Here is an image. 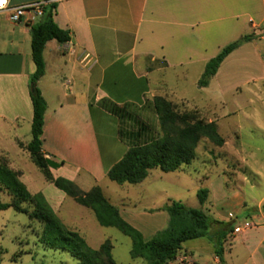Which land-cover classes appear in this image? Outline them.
<instances>
[{"label":"crops","instance_id":"1","mask_svg":"<svg viewBox=\"0 0 264 264\" xmlns=\"http://www.w3.org/2000/svg\"><path fill=\"white\" fill-rule=\"evenodd\" d=\"M36 1L40 0H9V3L17 6ZM48 1L56 3L54 19L61 28L71 32V40L67 43L51 40L44 51L46 72L38 84L47 102L43 153L59 164L51 167L54 178H67L85 192L99 186L110 203L103 184L109 179V170L133 144L120 134V120L117 117L118 123L113 122L115 115L103 102L140 106L149 98L153 102L155 90L151 78L156 70L194 67L200 79L208 61L223 47L252 33L257 38L234 50L212 79L234 81L231 87L235 91H242V84L264 80V0ZM31 29V25L12 22L8 12H0V122L16 129L23 125L32 127L33 123L30 91L35 65ZM156 61L164 66L154 68ZM243 71L246 75H239ZM17 142L28 150L30 142L24 138H17ZM0 159H5L21 180L24 172L6 155L0 154ZM47 182L41 190L32 180H28V185L23 183L31 194L41 192L68 228L78 231L87 243L86 235L89 241L98 243L95 249L110 240L98 238L97 229L88 231V207L77 206L79 203L74 198ZM223 190L224 197L229 199L227 189ZM69 199L75 200L77 214L67 206ZM242 202L245 201L242 199L240 206ZM263 202L264 197L258 206L244 208L252 211L249 217H239L223 208L215 214L207 208L209 200L201 205L215 221L233 223L234 229L250 223L242 232L233 230L223 240L226 264H264ZM112 204L145 240L168 226L170 216L165 206L142 205L138 200L131 204L124 200ZM75 214L79 221L77 217L73 219ZM220 230L223 225L214 222L211 234L216 235ZM135 259L143 261L139 264L147 263L142 258ZM169 264L222 262L214 244L207 238H198L185 242Z\"/></svg>","mask_w":264,"mask_h":264},{"label":"rangeland","instance_id":"2","mask_svg":"<svg viewBox=\"0 0 264 264\" xmlns=\"http://www.w3.org/2000/svg\"><path fill=\"white\" fill-rule=\"evenodd\" d=\"M153 66L157 69L164 65L156 61ZM196 72L194 67L156 70L151 78L155 96H163L171 101L174 109L189 119L216 122L226 140L225 144L216 146L204 138L197 148V158L190 166L175 172L154 168L142 184L122 185L107 179L103 188L112 203L119 204L124 200L131 204L138 200L142 205L164 207L176 200L192 208H201L197 193L201 188H208L211 195L207 208L212 212L216 214L223 208L225 212L233 211L239 217H249L252 211L244 208L258 206L264 197V80L242 84V91L233 90L231 86L235 82L228 83L225 79H212L210 86L200 88ZM126 73L130 74V71ZM239 75L246 74L243 71ZM126 109L112 117L114 123L120 120L121 134L126 141L142 144L162 135L151 98L141 106L128 104ZM113 130L117 132L116 124H113ZM17 138L31 142L32 127L23 125L16 129L0 122V154L6 155L24 172L22 182L27 184L28 180H32L41 190L48 182L41 169L31 160L28 150L19 146ZM223 189H227L229 199L224 197ZM242 199L245 202L240 206ZM0 200L11 202L12 196L4 190L0 192ZM67 203L77 214L75 200L69 199ZM203 209L207 212L205 207ZM76 214L73 219L77 217L79 221ZM86 214L88 231L92 233L97 229L100 232L98 238L111 240L114 245L112 256L117 263L143 262L132 258L130 236L116 227L100 226L89 208H86ZM43 228L42 222L32 219L27 213L13 207L0 209L1 264H80V260L69 251L46 246L41 240ZM85 237L90 246H98V243L89 241L88 235ZM20 253L22 255L14 259Z\"/></svg>","mask_w":264,"mask_h":264},{"label":"trees","instance_id":"3","mask_svg":"<svg viewBox=\"0 0 264 264\" xmlns=\"http://www.w3.org/2000/svg\"><path fill=\"white\" fill-rule=\"evenodd\" d=\"M56 8V3L45 5L43 16L32 25L31 29L32 59L35 70L31 77L30 95L34 115L32 140L27 149L32 161L41 169L48 181L74 198L79 204L92 209L100 225L116 227L130 236L133 243L132 258H142L147 264H169L177 257L185 242L207 238L214 244L215 253L222 264H226L223 240L233 232V223L215 221L202 208H192L181 201L172 200L164 207L170 216L168 226L152 239L145 240L138 229L122 218L118 208L109 202L101 187L95 186L85 192L67 178L53 177L51 167L59 164L46 158L43 153L47 102L38 84L46 72L44 51L47 43L51 40L59 43H67L71 40V32L61 28L54 19ZM256 38L255 33L246 34L223 47L206 64L198 81L200 88L210 85L222 62L234 50ZM153 105L158 115L162 135L149 142L130 146L123 158L109 170L110 180L118 184H138L144 181L154 168H160L164 172H175L183 166H189L196 159L197 148L204 138L209 139L216 146L221 147L225 144L226 140L220 133L216 122L189 119L187 115L178 113L173 103L163 96H155ZM103 106L116 116L127 110L126 105L113 102H103ZM4 190L12 196V200L11 202L0 200V209L13 207L17 211L29 214L32 219L42 222L44 228L41 240L46 246L69 251L80 260V264H118L112 256L113 244L110 240H106L98 249L92 248L78 231L68 228L62 222L41 192L31 194L20 180L19 174L8 166L5 159H0V192ZM197 195L200 204L204 206L209 200L210 190L201 188ZM262 210L264 211V203ZM214 222L223 225V230L216 235L211 234V226ZM21 255L22 253L16 254L14 259Z\"/></svg>","mask_w":264,"mask_h":264},{"label":"built area","instance_id":"4","mask_svg":"<svg viewBox=\"0 0 264 264\" xmlns=\"http://www.w3.org/2000/svg\"><path fill=\"white\" fill-rule=\"evenodd\" d=\"M49 3L48 0H40L23 5H11L9 0H4L3 4H0V12L6 11L9 13L10 20L14 23H25L26 25H34L44 13V7ZM250 226L249 222H246L244 226H238L234 229L235 233H240L244 228Z\"/></svg>","mask_w":264,"mask_h":264},{"label":"snow or ice","instance_id":"5","mask_svg":"<svg viewBox=\"0 0 264 264\" xmlns=\"http://www.w3.org/2000/svg\"><path fill=\"white\" fill-rule=\"evenodd\" d=\"M4 3V0H0V4H3Z\"/></svg>","mask_w":264,"mask_h":264}]
</instances>
